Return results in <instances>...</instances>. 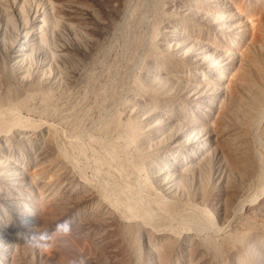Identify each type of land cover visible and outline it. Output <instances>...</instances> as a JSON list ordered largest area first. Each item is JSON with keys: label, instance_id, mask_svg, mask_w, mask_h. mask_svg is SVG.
I'll use <instances>...</instances> for the list:
<instances>
[{"label": "bare ground", "instance_id": "1", "mask_svg": "<svg viewBox=\"0 0 264 264\" xmlns=\"http://www.w3.org/2000/svg\"><path fill=\"white\" fill-rule=\"evenodd\" d=\"M3 1L4 2L8 1V3L10 4V7L12 6V11L8 9L10 7L9 5H7V2H5V5H7L8 8L7 6H4ZM45 1H46V4L44 6V10H43L44 12L42 11V14L40 16L41 18H39L40 20H38V24H36L37 26L35 25L34 28H29L31 25L24 26L28 29V31L29 30L31 31L29 33L25 29L27 33L24 32L25 33L24 37H21V40L23 44L27 46L26 48L29 49L27 53L25 51L27 57H30L29 54H31V52L34 51V49L36 48L35 45H37V51L41 52V54L43 52L46 53L47 51H49L50 53L52 50H59L60 51V52L58 51L59 53L61 52L69 53L66 55H62V53L59 54L61 58L63 56L62 59L65 63H69V65L66 64L68 65L67 67L64 66L65 69H63V71L61 69L60 73L62 72L61 73L62 76L72 83L73 85L72 88L74 89L73 90L74 93H68L65 90L64 86L61 84L58 86L56 85L57 90L58 91L60 90L61 92L60 96L62 94V98H63L62 101H64L65 103V107H63L64 109L62 108L63 110H61L62 112L64 111L63 113H65V115L61 116L62 113L57 104L59 102H57L54 97L56 92L54 94L50 90L51 87H49V78L47 77V75L46 76L40 75L39 73L34 72V70L31 71L30 68H28V71L24 70V73L20 74L21 73L20 67L17 68L15 66L14 68H11L9 67L10 65L9 66L5 65L1 60H0V101H2L5 105L7 102L9 104V105L7 104L8 108L12 105V104L10 105V103H13V105L15 104V106L13 107L14 109L15 107L17 109L19 108L18 111L21 109V107L22 109L24 107L27 110V111L25 110L26 112H28V110L33 111L34 113L33 112L31 113L34 115H36L35 112L38 114L44 113V117L38 115V117L41 119L46 118V116H47V119L51 116L59 118L64 128L66 127L65 129L66 130L68 129L67 131L65 129L64 130L66 131V133L70 131L71 133L69 132V134L73 136V139H70L72 136H70L68 139L67 136L69 134H67L66 136L65 135L66 133L64 134L63 132L64 130L61 133L60 131L58 132L56 129L53 130L51 126L50 127L52 129L43 127L38 122H37L38 124L36 125L35 122H33L35 123L33 124L30 121L26 120V122L22 124L21 123L22 121L20 122L19 120L20 118H18V114L17 113L15 114V112H18L16 111L17 109L14 111V114H12L13 113L12 106L10 107V110L12 109L10 112L12 113H8L9 109H5L7 114H12V115L5 114L6 117L8 116V118H5L4 117L5 115L3 113L1 114L0 112V129L2 128V131L5 129L6 131L4 130L5 132L4 131L3 132L6 134L12 131H18L20 133L21 132L23 133L24 131L26 132V130H22V128L24 129L27 128L28 132L29 131L31 132L32 130H34L35 133L38 132L42 127H43V130L44 128L49 129L48 130L49 135L50 136L52 135V137L48 139L49 143L48 142L45 143L49 145L48 147L46 145L47 148H44V150L48 149L47 153H49V156L47 155L46 156L50 158L52 157L51 158L52 160L50 158L49 159L47 158L48 162L47 160L45 162H47L48 164L45 163L44 165L43 164L44 162H42L44 161V159L43 157H40L42 160L41 161L42 165L44 166L43 168H41L40 171H43V169L47 171L46 172L47 179L46 177L44 179L43 177L41 178L42 174L40 175V172L38 171L39 180H40L39 182H41V186H39V188L42 187V190L43 189L45 190L43 191L44 194L40 196L41 200L40 199L39 200L45 202V201H49L50 199V200H53L52 201L53 203L57 202L58 204L61 205V207H63L64 212L61 215L59 214L60 216L57 219L58 223L64 221L65 219H70L73 222V230H76L75 232H77L78 230V233L82 231L80 235L82 233H85L87 235L88 234L95 235V239L92 236H90V238L91 237L93 238V240H91L92 238L88 239L89 236H86V235L84 236V234H82V238H81L82 240L85 239L86 242H87V239L91 240L90 242L92 244L94 243L93 246L96 245V247H94L96 249V252L93 250L94 248L92 247V254L94 251V255L93 257L87 258L86 260L87 263L88 264H147L148 259H150L149 260L150 263L152 262L151 261L152 259L153 261L155 260L157 264H264V0H224V2H226L229 5H226V3L224 4L221 2V4L219 5L224 4V6L228 7V8L225 7L227 8L226 10L222 8L220 9L219 12H214V13H217L214 15V17L217 15V17H215L214 20L217 23H219L218 24L219 33L221 32V35H222V37H220V40H222L221 42L219 39L215 37L217 36V33H216L218 32L217 30V31H214L215 33L213 32L214 34H216L215 36L214 34H212V37H210L208 41L205 40L206 43H204V46L200 44L191 43L190 41H192V39L194 40L192 36L195 34L194 31L196 29H194V27L192 26L189 27L190 25L188 26L189 24L188 17H187L188 20L182 19L183 21L181 22V19H178V21L176 19V23L173 21L174 24H171V26H173L172 28L173 30L172 32L170 31V33L174 39L177 33L180 32L179 30H182L183 33L181 34V36L184 35V32H185V35L188 34L187 36H189V39L188 38L184 39V42L186 43V48L191 50L192 52V50L195 49V45H196L199 49L198 50L199 52L197 55L200 56V60L199 59L198 60L208 65H210V63H213L215 69L212 68L214 71H212L211 73L212 75L210 73L209 74L212 76L211 78H213L214 76V79L216 82H212L214 83L213 84L214 86L209 82L211 80L207 81L209 85L206 84L208 86L207 91H209L208 93L209 95H208V98L206 97L207 105L205 106V108L209 107L208 109H210V111L208 113H205V112L202 113V111L198 110L202 114L205 113L206 116L205 117L203 116L202 118L200 117V119H198L199 117L198 116L195 119L196 121L193 119L192 120L190 119V121H188L190 122V124L191 122L193 124L194 122H196L198 126L196 128L194 127L195 126L194 125L193 130L197 129V133H194V135H189L185 133H184L185 135L180 134V137L178 139V141L180 140V142L181 141L183 142L182 144H186L187 146L189 145L190 148L186 146V148H188L186 149L187 152L182 151L180 154L178 152L179 155H176L177 153H174L176 156L172 154V156L175 157V158L173 157L174 159H171V156H169L170 159L172 160V161L170 160L169 162H171L172 164L165 161V163L167 162L168 165L169 164L172 165V166L169 165V168H171L179 163V161L181 160L179 159L181 157V154L183 155L185 154L184 156L185 159L183 157L184 162L183 163L181 162L183 160L182 159L180 161L181 164L179 163L177 166L179 168L175 167L176 170L174 168V171L176 173H173L174 171L168 173V171H171L169 170L168 167H167L168 169H163V168L160 169L158 166H155L157 162H155L156 159L154 160V158L157 156H154V158L152 157V161L154 160L155 162L153 163V165L155 166L154 171L158 172V175L151 173V171L147 173V170L143 169L147 173L145 174L144 171L141 169V166H142L141 164L144 163V162L141 163V161L145 160L143 159L144 156H142L143 158L141 159L140 153L138 152L130 153V151H128V147H130L131 145H135L136 147V145H139V143H141L142 141V136H139L140 135V132L138 130L139 126L136 127V125L134 124L135 122H133L132 120L130 121V122H133L131 124L127 122L128 120L125 121L127 122L126 124L123 123L120 119L121 115L119 116V114L117 113L119 110L118 111L115 110V105L118 104L119 98H120L119 96L121 95L122 92H124L123 91L124 89H127L129 87L139 89V88H142V86L146 85V84L141 85L140 84L141 81H139L137 77L134 79V77L132 75H128L127 73L128 71H126V69L128 70L127 67L131 63H133L138 57L139 54H136V53L139 51L137 50L140 49L141 50L140 52L143 51L141 47L144 44V40L147 38V36L144 37V34H143L146 28L145 29L143 28V33L140 32V30H142L141 26L142 25L144 26V23L145 25L149 23L148 25L151 26L150 23L153 22V21H149L148 20L149 18L145 19L146 14L143 13L144 8H142V7H145V6H142L143 1L142 0H45ZM140 1H142V5ZM144 2H146V0H144ZM155 2H151L152 7L149 10L150 12H148L150 14H147V17L148 15H150V17L153 18V20L155 19L161 20L163 19L161 18L163 13H161L162 11H160L161 8L158 9L159 5ZM160 2L161 1H159L158 3ZM153 3H155L156 7L153 6ZM205 3L208 5L210 3V0H207ZM206 4L205 6H207ZM24 5H21V7L19 5H18L19 7L17 6V9L18 10L20 9L19 17H22L26 13L25 12L26 9ZM238 7H241V9L239 10ZM167 8L168 7H166V9ZM185 8H188V7H185ZM17 9H16V5L15 7L12 5L11 0H0V10L1 12H3L4 16L8 19L9 22L10 20L14 19V17H12L13 19H10L11 18L10 15L12 12L18 16L19 13ZM38 10L41 11L40 8ZM194 10H195L194 8L190 7L188 10V15L195 14ZM206 11L202 13L203 18H205V20H207L208 23H210L209 25L213 27V25L211 24L212 14L210 11L208 12V9ZM171 13L172 12H170V14ZM172 14H175V13H172ZM166 15H164L163 17L169 18V17H166ZM173 16L174 15H172V17ZM36 17H38L37 14H36ZM198 18L200 19L202 17L198 16ZM198 18L196 20H198ZM21 19L25 21V24H27L28 19L25 17V15ZM64 19L67 22H65ZM156 21L157 20H155V23ZM35 23H36V20H35ZM213 24L214 26L217 25L215 23ZM65 26H67L68 28H71L73 31L71 39L66 38L65 37L66 35L64 36L62 34H59V33H63L60 31L62 27H65ZM148 28L150 29V27ZM202 28L204 30L210 31V29H205L204 25L201 27V29ZM152 31H150L151 38L153 35ZM57 35L58 37H56ZM140 35L143 36V39ZM196 36L198 37V35ZM213 36L215 37L216 41L219 40L220 43L219 45H217V47L220 46V49L219 47L218 48L214 47L215 45H211L212 44L211 39L213 38ZM154 39L156 41L153 39H149V38L146 39L145 43L146 42L148 43V45L145 48L146 51H153L154 49L153 47L155 46L154 41L156 43H158L157 41H159L157 40V37H155ZM158 39H162V37ZM170 39H172V37ZM213 41L214 40H212V42ZM192 42L195 43L196 41H192ZM167 44L168 43H166V45ZM213 44L215 43L213 42ZM221 48L222 50L224 49L225 50L221 51ZM155 49H156V46H155ZM165 50L167 52L162 54L164 55V57L159 59L160 62L158 64L154 62L155 65L157 64L156 67L160 69L163 66L165 67V64L169 66L170 64L168 63L172 61H175V64H178V66L180 67L186 64L182 60L181 56H180L181 59L179 61L174 60L173 54L171 53L172 49L169 51L168 49L165 48ZM53 54L51 53L50 56H53ZM42 57L43 56H41V58ZM187 57H190V56H187ZM177 59L179 58L177 57ZM185 59L186 58H184V60ZM219 59L220 61H218ZM139 61H142V60L139 59ZM14 65L15 63L12 66ZM170 66L168 68L173 67V66L171 67ZM194 67H196V65ZM137 69H138V66H137ZM144 69L145 67L142 70ZM166 69L164 71L168 72ZM171 69L176 70V68H171ZM96 70H100L101 73L96 74L98 73ZM142 70L141 71L137 70V72L139 71L141 73ZM184 70L188 71V69H184ZM191 70L189 71L192 73ZM158 71L154 72L155 75L152 74L153 76H149V77H153V80L157 82L156 83L154 81V83L152 84L153 92L155 91L157 84L162 83L161 80L159 79L157 80L158 78L157 76L158 74H160V73L157 74ZM175 72H177V70ZM204 72L205 71H203V73ZM58 73L57 75L59 76ZM45 74H48V73H45ZM129 74H132V73H129ZM126 75L129 77H127ZM184 75H187V74L185 73ZM204 75L205 73L202 74V76ZM163 76H165V74ZM178 76L180 77L181 74ZM192 79H196V77ZM163 82L165 83L163 84V87H165V90L167 89L170 90L173 87H174L173 89H175V84H173L174 83L173 81L170 82L168 80H165ZM199 83L200 82H197L198 85ZM139 90H142V89H139ZM191 90L192 89L190 88L189 92ZM14 91L19 92L18 97L16 96L17 95L16 93H15L16 95H12L14 94ZM58 91H57V94H59ZM135 91L137 92V90ZM144 91L145 90H143V92ZM160 94H159L160 97L164 96ZM187 94L188 93L185 94V97ZM55 96L57 97V95ZM146 96L148 97V95ZM157 96L158 95L154 97L155 102L157 100H162L159 96L158 97ZM200 99H203V98L201 97ZM181 100H179L180 103L178 102L179 105L175 102V105L172 104L171 106L165 105V102H166L165 101L164 109L168 111L170 109L176 110L182 114L183 110L187 108L184 107L185 105H183L184 103H181ZM123 101L124 99L122 100V104H125L126 102L123 103ZM2 102H0L1 105H3ZM155 102L154 103L152 102V103L155 104ZM158 102L159 101H157V103ZM183 102H184V99H183ZM167 103L168 102H166V104ZM195 103H198V100ZM129 104H131V101ZM213 104L216 105L215 110L213 109L214 108ZM182 105L184 108L182 107ZM186 105L188 106V103ZM117 106L119 107V105ZM2 107H4V105ZM154 107L155 106H153V109H155ZM211 109H213L212 112H211ZM0 111L2 110L0 109ZM30 111L28 113H30ZM158 111L160 112V110ZM187 111L190 112L191 110L189 111V108H188ZM187 111H184V112H187ZM188 112H187V115H188ZM200 112L199 114L200 116H202ZM180 113H178L179 116H181ZM161 114L163 113H160V115ZM166 115H162V116L165 117ZM158 116H155V117L157 119H160ZM179 116L177 117L179 118ZM173 117H175V115ZM173 117H172L173 119L172 122H174ZM177 117H175V120ZM23 118L25 119V117ZM122 119L124 120V118ZM187 119L189 120V118ZM177 120L179 121V119ZM197 121L201 124L200 126L197 123ZM48 122L49 121H47V123ZM188 122H186V125L189 124ZM55 124H57V122ZM181 125H183V123ZM170 126H172V124ZM159 127L161 126H157V125L153 126L152 131L153 133H155V135L161 133ZM142 128L144 130L143 126ZM163 128L165 130L164 126ZM120 129L121 130L125 129L124 130L125 133H123L121 136L122 141H123L122 145H119L117 141L115 142L114 138L112 140L109 138L111 136L113 137L114 135L111 131L113 130L117 131ZM161 130L163 131V129ZM2 131H0L1 134H2ZM40 131H42V129ZM83 131H86V134L90 136H87L85 134V137L87 136L86 139L85 137L83 138L85 139L84 140L85 143L79 144V141H77V139H74V138L79 137L77 135H80ZM130 132H132L133 134L136 133V136L133 135L132 133L130 134ZM13 133L11 135L12 137L14 136ZM35 133H33L32 131V135L31 133L30 135L33 136ZM84 133L85 132L82 133V136ZM109 133L110 134L112 133V135L110 136ZM186 133H189V132L187 131ZM107 134H109V137ZM103 135L104 137H102ZM41 136L43 135L41 134ZM82 136H80L81 139H82ZM147 136H150V134H148ZM1 137H0V141L4 138V136L2 139ZM151 138L149 137L148 139H151ZM83 139L81 140V142L83 141ZM28 140L26 142L28 145L30 144V146L32 145L34 147L36 142H37L36 144H39L38 141H36L37 139L36 140L32 139V141H29V143H28ZM213 140H214V143L217 142L216 144L220 146V149L218 148L220 150V153H219V156H217L218 158H216L219 163L216 161V165H214L215 164L214 161H211V159H213L211 158L212 156L211 153H213L212 150H214L211 147L212 146L214 147V145H216L212 143ZM118 141H121V140H118ZM146 141H147V138H146ZM12 142L13 141H11V143ZM39 142L41 141L39 140ZM149 143L150 141L148 140V144ZM166 144H168V142H166ZM16 145L18 146L19 144H16ZM17 146H15L16 149H17ZM36 146L37 145H35V147ZM140 148L138 149L141 150ZM214 148L216 150V146ZM171 149H168V150H171ZM23 150H25V148ZM27 150L28 149H26V151ZM217 152L218 151H216V155L218 154ZM20 153L21 152H19V154ZM169 153L171 154V152ZM42 154H45V153L42 152ZM155 154L159 155L158 157L162 156L161 155L162 153L157 154L156 151H155ZM46 156H45V159H46ZM158 157L157 159H159ZM156 161L159 162L160 160H156ZM212 162L214 164H212ZM81 163H82V166L79 167ZM136 163L137 164L140 163L141 166L140 165L139 166L142 172L140 169H138L139 167H136L137 166ZM189 163L191 166L190 168H188L189 165H187ZM90 164L92 165L91 170H90V167H91ZM162 164H163L162 167H164V163ZM88 167L89 169H87V171L88 170H90L89 172L92 171L93 172L92 174H95L98 179L103 178L102 179L103 182H101L102 180L100 179L101 181L98 182L99 184H95V182L93 181L96 178V176L94 175L95 176L94 178L92 174H91V178L93 177L94 179H91V181L93 180L92 182H88V180H86L84 177V175H86L84 174V171H86L84 169ZM146 167L148 166L146 165ZM22 168H24L23 165H22ZM215 170L218 171L217 174L214 173ZM142 173L143 175L144 174L145 175L142 176ZM154 175L155 177L160 176V178L159 177L155 178ZM168 177L174 183V187H170V188H174L171 191L168 190V188L164 186V181L165 179L167 180ZM53 180H54L53 185L55 184V188H53L54 192L50 193L48 182L49 181L52 182ZM64 185H66L67 187ZM15 187H19L18 184ZM10 188L13 189L12 187H9V189ZM5 189L7 190L6 187ZM8 190L7 192H10V190L9 191ZM238 191H243L245 194L252 193L253 195H258V196L263 197L261 200L262 202L260 203L259 201V203L262 205H259L258 202H256V199L255 198L253 199L252 197L253 195H252L250 196L252 197V201L250 200L246 204V201H244L245 199H243L238 202V205H237L238 210L234 208H232L233 210H230L227 200L231 199L234 193ZM7 192L5 191L6 194ZM18 195H19L18 200L21 202L23 201V203H20V204H25L26 202L24 200L28 199V196H29L28 193L26 192L24 195L22 193ZM166 195H168V197ZM226 196L228 198H225ZM211 197L212 198L214 197L213 198L215 199L214 202L216 200H219L217 204L215 203L216 205H212L216 207L217 209L216 212H215L216 209L211 208L212 207ZM250 197L248 198L251 199ZM35 199L30 197L26 205H24L23 207L19 206L20 204L18 205L19 209L18 207L16 208V210L18 211L17 212L14 211L17 213V214L16 213L14 214H16L18 218L16 216L14 220L8 219L6 216H9V215L5 214V216H3L0 219L1 229L4 230V228L8 227L10 230L11 229L15 230V228H17L16 231L19 230L21 232L22 230L29 228V225L32 226L34 222L35 223L39 222L42 229L46 228L47 225H50L49 223H51V220H49L50 218L49 216L51 214L49 213V209L54 208L52 203L51 204L48 203L46 205H40L38 207V210L36 211V208L38 205L37 201L39 200L36 199L37 201L35 202ZM249 199H246V200H249ZM89 203L91 204L94 203L95 205L93 204L89 205ZM208 203L210 205H208ZM88 206L89 208H87ZM5 207H8V206L5 204ZM33 209L34 211L32 213ZM30 213L32 215H30ZM121 213H123L125 216H123ZM227 215L233 216L234 218L231 217L230 219H234V222L230 223L231 221L227 220L229 218L228 217L226 219L227 221H230L228 222V227L225 224L226 229H223V226H221L222 229H220V227L216 225L218 223V220L216 223L214 219H217L215 217L219 216L218 218L222 217L221 220H223V217ZM12 216L14 217L15 215L12 214ZM56 224L57 223H55V225ZM54 227L55 226L53 224V228ZM3 230H0V231L3 232ZM50 230H52V228ZM19 234H23V233H18V237L20 236ZM28 234L30 233L28 232ZM23 236L21 235L20 237H23ZM73 236L75 237V235ZM143 236H145V240H147L145 242H148V241L150 242V245L148 242L149 247L148 246L146 247H148L147 250L152 255L150 257L154 256V258H148L146 253H143V252L141 253L139 252V250H137V249H140L141 247V246L139 247L137 244L140 245V241H141L140 239H142ZM74 237L71 236L72 239ZM96 237H98L99 240H96ZM79 239H80V236L77 241L81 240ZM94 240L96 241L94 242ZM77 241L75 240V242ZM18 244L22 246L23 243L21 244L18 242ZM92 244L90 245L92 246ZM68 250L70 251L71 249H68ZM76 250L77 249H75V251ZM6 251H7L6 248H3L1 253L6 254L5 253ZM140 251H143V250H140ZM63 252L64 251L62 249V253ZM65 253L68 254V251L65 250ZM69 255H63V257L68 256V258H70ZM25 256L24 257L22 256L23 259L27 257ZM66 257L65 259H67ZM71 258L73 259L75 258V256ZM29 259H31V257ZM11 260L13 261V262L11 261L12 264L13 263L17 264L18 261H20L19 258L17 259L16 257H13ZM71 260H68V261H71ZM19 264H21V262H19ZM25 264H27L26 261H25Z\"/></svg>", "mask_w": 264, "mask_h": 264}, {"label": "rangeland", "instance_id": "2", "mask_svg": "<svg viewBox=\"0 0 264 264\" xmlns=\"http://www.w3.org/2000/svg\"><path fill=\"white\" fill-rule=\"evenodd\" d=\"M142 1H143V5H142ZM142 1H140L141 2V5L142 6H145V7H142V8H144V11H143V13L144 14H146V17H145V19L146 18H149L148 20L149 21H153L152 23H150V25L151 26H149L148 24L147 25H145V23H144V26L142 27L141 26V28H142V30H140V32H142L143 33V28L145 29L144 30V37L145 36H147V38H149V39H153V40H155L154 38L155 37H157V40H159V41H157L158 43H156L155 41H154V45L156 46V49H155V46L153 47L154 49H153V51H146L145 50V48H146V46L148 45V43L146 42L145 43V41H146V39L144 40V46L142 45V47H141V49L143 50V51H145V52H140L141 50L139 49V50H137V51H139V52H137L136 54H139L138 55V57L136 58V62L134 61L133 63H131L127 68H128V70L126 69V71H128L127 73H128V75H132L133 77H134V79L137 77V79L139 80V81H141V85L143 84V85H145V86H142V88H139V89H142V90H139L138 88H127V89H124L123 91L124 92H122L121 93V95L119 96L120 98H119V102H118V104H116L115 105V110H119L117 113L119 114V116H120V119H121V121L123 122V123H133V122H135L134 124L136 125V127L137 126H139L138 127V130H139V132H140V135L139 136H142V141H141V143H139V145H136V147H135V145H131L130 147H131V149H130V147H128V151H130V153H133V152H138V153H140L141 154V159L143 158L142 156H144V158L143 159H145V160H143V161H141V163L142 162H144V163H142L141 165H140V163L139 164H137L136 163V167H139L138 169H140V166H141V169L143 170H147V173L148 172H150L151 171V173H153V174H155V175H158V172H156V171H154L155 169V166H158L160 169L161 168H163V169H168L169 168V165L170 166H172L171 164V162H169L171 159H174L175 157L174 156H176V155H179L182 151H184V152H187V150L186 149H188V148H190L189 147V145L187 146L186 144H182L183 142L181 141L180 142V140L178 141V139H179V137H180V134L181 135H185V134H189V135H194V133H197V129L196 130H193V126L194 127H196L197 128V124H196V122H194V124L191 122V124H190V122H188V121H190V119L192 120H195L198 116V119H200V117L202 118L203 116L205 117L206 116V114L205 113H208L209 111H210V109H208L209 107H207V108H205V106L207 105L206 104V102H207V98H208V93H209V91H207L208 90V86L207 85H209V83L207 82V81H209V80H211V81H209L212 85L214 84V83H212V82H216L215 81V79H214V76H213V78H211L212 76V71H214L213 69H215L214 68V65H213V63H210V65H208V64H204L203 62H201V61H199L200 60V56H198L197 54H198V47L195 45V49H193L192 50V52H191V50H189V49H187L186 48V43L184 42V39H189V36H187V35H185V32H184V35H185V37H184V35H182L181 36V34L183 33V31L182 30H179L178 32L180 33H177V35H176V37H175V39L173 38V36L171 35V33H170V31L172 32V28H173V26H171V24H174L173 23V21L176 23V19H177V21H178V19H181V22L183 21L182 19H187V17H188V22H189V24H188V26L189 27H194V29H196L194 32H195V34L192 36L193 38H194V40L192 39V41H196L195 43L194 42H192V41H190L191 43H193V44H200V45H202V46H204V43H206V41L205 40H207L208 41V39L210 38V37H212V34H214L215 32L214 31H217L218 30V32H216L217 33V36H215L216 34H214V36L217 38V39H219L220 40V37H222V35H221V32L219 33V23H217L215 20H214V18L215 17H217V15L214 17V15L215 14H217V13H214V12H219L220 11V9H222V8H224L225 10L228 8L227 6H224V4L226 3V2H224V0H210V3L207 5L205 2L207 1V0H159V1H161L160 3H158L159 1H157V0H153V1H151V0H146V2H144V0H142ZM156 1V2H155ZM173 1V2H172ZM180 1V2H179ZM205 1V2H204ZM4 2V1H3ZM5 2H7V5H9V7H10V4L8 3V1H5ZM5 2H4V6H7V5H5ZM14 2H15V4H14ZM17 2V3H16ZM151 2H155V3H157L159 6V8L158 9H160V11H162L161 13H163V15L161 16V18H163V19H155V20H157L156 21V23H155V20H153V18H151L150 17V15H148V17H147V14H150V13H148V12H150L149 10H150V8L152 7V3ZM175 2V3H174ZM177 2H179V3H177ZM209 2V1H208ZM221 2L222 3H224V4H222V5H219V4H221ZM11 3H12V5L15 7V5H16V9H17V6L19 5L20 7H21V5H24V3H25V17L28 19V21H27V24H25V21H23L21 18H23L24 17V15L22 16V17H19L20 16V9L18 10L17 9V11H18V16L16 15V14H14L13 12L11 13V15H10V19H13L12 17H14V19L13 20H10V22L8 21V19L4 16V14H3V12H1V10H0V12H1V14H0V60L5 64V65H7V66H9V67H11V68H14L15 66L18 68V67H20V71H21V73L20 74H23L24 73V70L25 71H28V68H30L31 69V71L32 70H34V72H36V73H39L40 75H47V77L49 78V87H51L50 88V90L55 94V92H56V94L55 95H57V97L54 95V97H55V100L57 101V102H59V103H57L58 104V107L60 108V111L61 110H63L64 108L63 107H65V103H64V101H62L63 100V98H62V94H61V96H60V90L58 91L57 90V88H56V85L58 86V85H63L64 86V88H65V90L68 92V93H74V89L72 88L73 87V85H72V83L70 82V81H68L67 79H65L63 76H62V72L60 73V71H61V69H62V71H63V69H65V67H67L68 65H69V63H65L64 61H63V56H62V58H61V56H59V54H61V53H59L60 51L59 50H52L50 53H49V51H47L46 53L45 52H43L42 54H41V52H38L37 51V45H35L36 46V48L34 49V47H33V49H34V51H32L31 52V54H29L30 55V57H27V55H26V53H27V51L29 50V49H27L26 47L27 46H25V44H23V42H22V40H21V37H24V32H26L27 33V31H28V29L26 28V27H24V26H30L29 28H34L35 27V25L36 24H38V20H40L39 18H41L40 16H41V14H42V11L44 10V6H45V4H46V1L45 0H11ZM21 3H23V4H21ZM149 3V4H148ZM155 3H153V6H155L156 7V5H155ZM180 3H181V5H180ZM196 3V4H195ZM204 3V4H203ZM229 3V2H228ZM146 4H148V5H146ZM167 4V5H166ZM169 4V5H168ZM174 4V5H173ZM177 4V5H176ZM185 4V5H184ZM199 4V5H198ZM205 4L207 5V6H209V7H207V6H205ZM40 5V6H39ZM42 5V6H41ZM166 5V6H165ZM190 5V6H189ZM194 7H193V6ZM198 5V6H197ZM203 5V6H202ZM226 5H229V4H227L226 3ZM234 5V4H233ZM233 5H231V6H233ZM18 6V7H19ZM163 6H164V8H163ZM222 6V7H221ZM224 6V7H223ZM27 7V8H26ZM34 7V8H33ZM148 7H149V9H148ZM166 7H168L167 9H166ZM175 7V8H174ZM185 7H188V8H185ZM190 7H192V8H194L195 10V14H193V15H188V10H189V8ZM203 7V8H202ZM225 7H227V8H225ZM7 8H8V6H7ZM41 9V11L40 10H38V9ZM148 10H147V9ZM163 8V9H162ZM206 8V9H205ZM211 8V9H210ZM218 8V9H217ZM9 10H11L12 11V6L10 7V8H8ZM175 9V10H174ZM186 9H188V10H186ZM204 9V10H203ZM208 9V12L210 11L211 12V24L213 25V27L212 26H210L209 24L210 23H208V21L207 20H205V18H203V14L202 13H204L206 10ZM238 9L240 10L241 9V7H238ZM8 10V11H9ZM33 10V11H32ZM174 10V11H173ZM218 10V11H217ZM28 11V12H27ZM44 12V11H43ZM170 12H172V13H175V14H172V15H174L173 17H172V15L170 14ZM178 12V13H177ZM207 12V11H206ZM27 13H29V14H27ZM40 13V14H39ZM167 15H166V14ZM197 13V14H196ZM214 13V14H213ZM12 14H13V16H12ZM35 14V15H34ZM36 14H37V16L38 17H36ZM180 16H179V15ZM15 15V16H14ZM164 15H166V17H169V18H165V17H163ZM29 16V17H28ZM31 16V17H30ZM171 16V17H170ZM177 16V17H176ZM179 16V17H178ZM198 16L199 17H202V18H198ZM213 16V17H212ZM176 17V18H175ZM198 18V20H196L197 18ZM4 18V19H3ZM21 19V20H20ZM26 19V20H27ZM4 20V21H3ZM30 20V21H29ZM35 20H36V23H35ZM18 21V22H17ZM64 21L65 22H67L65 19H64ZM202 21V22H201ZM22 22V23H21ZM163 22V23H162ZM169 22V23H168ZM179 22H180V20H179ZM196 22V23H195ZM15 23V24H14ZM30 23V24H29ZM162 25H161V24ZM165 23H166V25H165ZM198 23V24H197ZM201 23V24H200ZM203 23V24H202ZM205 23V24H204ZM213 23H215V24H217V25H215L214 26V24ZM6 24V25H5ZM153 24V25H152ZM168 24V25H167ZM196 24V25H195ZM208 24V25H207ZM195 25V26H194ZM204 25V27H205V29H210V31H209V33H208V31L207 30H204L203 28V30L201 29V27ZM37 26V25H36ZM153 26H154V28H153ZM158 26V27H157ZM201 26V27H200ZM218 26V27H217ZM7 27V28H6ZM66 27V28H65ZM65 27H62V29H61V31L60 32H63V33H59V34H62V35H66L65 37L66 38H68V39H71V37H72V29L71 28H68L67 26H65ZM148 27H150V29L148 28ZM157 27V28H156ZM12 28V29H11ZM2 29V30H1ZM16 29V30H15ZM27 31H26V30ZM71 29V30H70ZM165 29V30H164ZM199 29V30H198ZM10 30V31H9ZM64 30H65V32H64ZM153 30V31H152ZM164 30V31H163ZM203 31V33H202V31ZM30 31L31 30H29L28 32L30 33ZM150 31H152L153 32V35H152V38H151V36H150V34H151V32ZM160 31V32H159ZM182 31V32H181ZM199 31V32H198ZM207 31V32H206ZM68 32V33H67ZM206 32V33H205ZM214 32V33H213ZM13 33V34H12ZM19 33V34H18ZM149 33V34H148ZM163 33H165V34H163ZM170 33V34H169ZM211 33V34H210ZM219 33V34H218ZM15 34V35H14ZM21 34V35H20ZM23 34V35H22ZM141 34V33H140ZM155 34H156V36H155ZM166 34H167V36H166ZM169 34V35H168ZM192 34H193V32H192ZM202 34V35H201ZM149 35V36H148ZM163 35H164V37H163ZM196 35H198V37L196 36ZM207 35V36H206ZM210 35V36H209ZM220 35V36H219ZM10 36V37H9ZM141 37H142V39H143V36L142 35H140ZM155 36V37H154ZM170 36V37H169ZM195 36V37H194ZM205 36V37H204ZM213 36V38L211 39V45H215L214 47H216V48H218L219 47V49H220V46H218L217 47V45H219V43L222 41V40H220V42H219V40H215V37ZM18 37V38H17ZM56 37H58V35L56 36ZM56 37H55V39H56ZM162 37V39H158V38H161ZM168 37V38H167ZM172 37V39H174V40H172V39H170ZM205 39H204V38ZM9 38V39H8ZM14 38H16V39H14ZM166 38V39H165ZM191 38V37H190ZM207 38V39H206ZM7 39V40H6ZM18 39V40H17ZM198 39V40H197ZM222 39V38H221ZM17 40V41H16ZM164 40V41H163ZM166 40H168V41H166ZM170 40V41H169ZM200 40V41H199ZM212 40H214L213 42L215 43V44H213V42H212ZM8 41V42H7ZM161 41V42H160ZM174 41V42H173ZM182 42V43H181ZM217 42V43H216ZM18 43V44H17ZM164 43V44H163ZM166 43H168L167 45H166ZM179 43V44H178ZM189 43V42H188ZM13 44V45H12ZM2 45V46H1ZM17 45V46H16ZM157 45H159V46H157ZM223 45V44H222ZM23 47V48H21V47ZM163 47V48H161V47ZM185 48H184V47ZM25 47V48H24ZM160 47V48H159ZM211 47H213V46H211ZM165 48L166 49H168L169 51L171 50V53L173 54V57H174V60H176V61H179L181 58H182V60L186 63V64H184L183 66H178V64H175V61H172V62H170V63H168V64H170L171 66H173V67H171L170 65V67L171 68H176V70H177V72H175L176 70H172L171 68H168L169 66L168 65H166L165 64V67L166 68H168V69H166L164 66L162 67V68H158V67H156L157 66V64L160 62V58H163L164 57V55H162V54H164L165 52H167L166 50H165ZM161 49V50H160ZM163 49V50H162ZM176 49H177V51H176ZM183 49H184V51H183ZM23 50V51H22ZM180 50H182V51H180ZM195 50V51H194ZM225 50V49H224ZM224 50H222V48H221V51H224ZM12 51H14V52H12ZM25 51H26V53H25ZM53 51H55V52H53ZM59 51V52H58ZM156 51V52H155ZM173 51V52H172ZM9 52V53H8ZM58 52V53H57ZM153 52H155V53H153ZM187 52H188V54H187ZM195 52V53H194ZM24 53H25V55H24ZM35 53V54H34ZM45 53V54H44ZM53 54V56H50V54ZM58 55H57V54ZM148 53V54H147ZM158 55H157V54ZM174 53H176V54H174ZM179 53V54H178ZM7 54V55H6ZM44 54V55H43ZM66 54H69V53H65V52H63L62 53V55H66ZM147 54V55H146ZM155 54H156V56H155ZM184 56H183V55ZM190 54V55H189ZM6 55V56H5ZM9 55V56H8ZM46 55H48V56H46ZM175 55V56H174ZM186 55V56H185ZM192 55V56H191ZM196 55V56H195ZM36 56V57H35ZM38 56V57H37ZM41 56H43L42 58H41ZM58 56V57H57ZM150 56V57H149ZM180 56H181V58H180ZM183 56V57H182ZM187 56H190V57H187ZM194 56V57H193ZM12 57V58H11ZM18 57V58H17ZM177 57L179 58V59H177ZM193 57V58H192ZM198 57V58H197ZM28 58H30V59H28ZM57 58V59H56ZM143 58V59H142ZM151 58V59H150ZM176 58V59H175ZM184 58H186L185 60H184ZM6 59V60H5ZM139 59L140 60H142V61H139ZM157 59V60H156ZM188 59V60H187ZM199 59V60H198ZM50 60V61H49ZM61 60V61H60ZM154 60V61H153ZM13 61V62H12ZM17 61V62H16ZM55 61V62H54ZM138 61V62H137ZM146 61V62H145ZM218 61H220V59L218 60ZM32 62V63H31ZM157 63L156 65H155V63ZM188 62V63H187ZM15 63V65L14 66H12L13 64ZM28 63V64H27ZM35 63V64H34ZM143 63V64H142ZM149 63V64H148ZM18 64V65H17ZM20 64V65H19ZM38 66H37V65ZM42 64V65H41ZM66 64H68V65H66ZM146 64H147V66H146ZM199 64V65H198ZM21 65H22V67H21ZM41 65V66H40ZM177 66V67H175V66ZM196 65V67H194ZM206 65H208V66H210V67H208V66H206ZM65 66V67H64ZM137 66H138V69H137ZM150 66V67H149ZM153 68H152V67ZM199 66V67H198ZM211 66H213V67H211ZM35 67V68H34ZM51 67V68H50ZM54 67V68H53ZM145 67V69L144 70H142L143 68ZM203 69H202V68ZM43 70H42V69ZM49 68V69H48ZM60 70H59V69ZM140 68V69H139ZM158 68L159 69V71H158V69L156 70V69ZM180 68H182V69H179ZM213 68V69H212ZM39 69H40V71H39ZM46 69V70H45ZM149 69V70H148ZM161 69H163V70H161ZM167 70L168 72H166V71H164V70ZM184 69H188V71L187 70H184ZM192 69V70H191ZM202 69V70H201ZM19 70V69H18ZM42 70V71H41ZM53 70V71H52ZM59 70V71H58ZM137 70H142V72L140 73L139 71L137 72ZM148 70V71H147ZM153 70V71H152ZM158 71L157 72V74L158 73H160V74H158V78H157V80L159 79V80H161L162 81V83H160V84H157V86H156V89H155V91L153 92V88H152V84L154 83V81L155 80H153V77H149V76H153L152 74H154L155 75V71ZM189 70H191L192 71V73L189 71ZM19 71V72H20ZM98 73H96V74H100L101 72H100V70H96ZM135 71V72H134ZM145 71V72H144ZM151 71V72H150ZM161 71V72H160ZM172 71H174V72H172ZM195 71H197V72H195ZM201 71V72H200ZM203 71H205L204 73H205V77L204 76H202V74H204L203 73ZM209 71V72H208ZM211 71V72H210ZM59 72V73H58ZM144 72V73H143ZM164 72V73H163ZM180 72V73H179ZM183 72H184V74L186 73L187 75H184L183 74ZM189 72V73H188ZM45 73H48V74H45ZM57 73L59 74V76L57 75ZM129 73H132V74H129ZM136 73V74H135ZM167 73V74H166ZM171 73V74H170ZM176 73V74H175ZM192 75H191V74ZM198 73V74H197ZM200 73V74H199ZM207 73V74H206ZM211 75H210V74ZM145 74V75H144ZM149 74V75H148ZM151 74V75H150ZM165 74V76H163ZM181 74V78L178 76V75H180ZM173 75H175V76H173ZM184 75V76H183ZM191 77H190V76ZM194 75V76H193ZM210 75V76H209ZM214 75V74H213ZM127 76V75H126ZM172 76V77H171ZM127 77H129V76H127ZM142 77V78H141ZM164 77H166V78H164ZM187 77V78H186ZM189 77V78H188ZM196 77V79H192V78H195ZM169 78V79H168ZM184 78V79H183ZM209 78V79H208ZM63 79V80H62ZM130 79H131V77H130ZM133 79V78H132ZM214 79V80H213ZM153 80V81H152ZM165 80H168V81H170V82H174L173 84H175V89H167V90H169V91H167V90H165V87H163V84H165L163 81H165ZM188 80H189V82H188ZM66 81V82H65ZM185 81V82H184ZM205 81V82H204ZM152 82V83H151ZM156 82V81H155ZM193 84H192V83ZM197 82H200L199 83V85L197 84ZM157 83V82H156ZM202 83V84H201ZM52 84H54V85H52ZM67 84V85H66ZM180 84V85H179ZM191 84V85H190ZM207 84V85H206ZM216 84V83H215ZM69 85V86H68ZM148 85V86H147ZM159 85V86H158ZM185 85V86H184ZM190 85V86H189ZM193 85V86H192ZM211 85V86H212ZM53 86V87H52ZM192 86V87H191ZM214 86V85H213ZM189 89H188V88ZM164 88V89H163ZM190 88L192 89L190 92H189V90H190ZM194 88V89H193ZM55 89V90H54ZM131 91H130V90ZM162 89V90H161ZM135 90H137V92L135 91ZM143 90H145L144 92H143ZM148 90V91H147ZM157 90V91H156ZM165 90V91H164ZM174 90V91H173ZM187 90H188V92H187ZM196 90V91H195ZM57 91H58V93L59 94H57ZM129 92V93H127V92ZM182 91V92H181ZM205 91V92H204ZM139 92V93H138ZM147 92V93H146ZM169 92H170V94H169ZM177 92H179V93H177ZM194 92V93H193ZM211 92H212V90H211ZM17 95H16V94ZM126 93V94H125ZM133 93V94H132ZM135 93H136V95H135ZM141 93H143V94H141ZM151 93V94H150ZM156 93H158V94H156ZM162 94V96L163 97H160L159 96V94ZM165 93H167V94H165ZM173 93V94H172ZM186 93H188L187 95H186V97H185V94ZM190 93V94H189ZM199 93V94H198ZM139 94V95H138ZM145 94V95H144ZM154 94V95H153ZM158 95L162 100H157V101H159L158 103H157V101L155 102V100H154V97L156 96V95ZM160 94V95H161ZM179 94V95H178ZM215 94V93H214ZM12 95H16L17 97H18V95H19V92H15L14 91V94H12ZM123 95V96H122ZM142 95V96H141ZM146 95H148V97L146 96ZM152 97H151V96ZM166 95H168V96H166ZM190 95V96H189ZM195 95V96H194ZM217 95V94H216ZM215 95V96H216ZM16 96H15V98H16ZM121 96H122V98H121ZM128 96V97H127ZM140 96V97H139ZM144 96H145V98H144ZM157 96V97H158ZM174 96H176V97H174ZM181 96H183V97H181ZM14 97V96H13ZM12 97V98H13ZM61 97V98H60ZM137 97V98H136ZM150 97V98H149ZM170 97H171V99H170ZM173 97V98H172ZM180 98V99H178V98ZM203 98V99H200V98ZM207 97V98H206ZM135 98V99H134ZM152 98V99H151ZM167 98V99H166ZM190 98V99H189ZM201 100H199V99ZM59 99V100H58ZM121 99V100H120ZM124 99V101H123V103H125V104H127V105H125V104H122V100ZM128 99V100H127ZM133 99V100H132ZM142 99V100H141ZM150 99V100H149ZM165 99V100H164ZM173 99V100H172ZM177 99V100H176ZM182 99V100H181ZM183 99H184V102H183ZM187 99V100H186ZM61 100V101H60ZM127 100V101H126ZM153 100V101H152ZM168 100V101H167ZM179 100H181V103H184L183 105H185L184 107L185 108H187V109H184L183 110V113L181 114L180 112H178V111H176V110H172V109H170L169 111L168 110H165L164 109V107H165V105H168V106H171L172 104H174L175 105V102L178 104V102L180 103V101ZM186 100V101H185ZM193 102H192V101ZM196 100V101H195ZM197 100H198V103H195V102H197ZM130 101H131V104H129L130 103ZM168 102L167 104H166V102ZM188 101V102H187ZM0 102H2V101H0ZM4 102H6V101H4ZM9 102V101H8ZM134 104H133V103ZM139 102V103H138ZM155 102V104H153V103ZM164 102H165V105H164ZM10 103V102H9ZM61 103V104H60ZM136 103V104H135ZM147 103H148V105H147ZM151 103H152V105L153 106H155L154 108L155 109H153V106L151 105ZM169 103H170V105H169ZM188 103V106L186 105ZM192 103H193V105H192ZM2 104L4 105V107H2L3 105H1V103H0V109L2 110V111H0L1 112V114L3 113L4 115L6 114V115H12V114H14V111L17 109L16 107H15V109H14V107L13 106H15V104L13 105V103H10V105L12 106V108H13V110H12V112H10L11 110H10V107L8 108V106H7V102H6V105L2 102ZM122 106H121V105ZM138 104V105H137ZM142 104V105H141ZM162 104V105H161ZM200 104V105H199ZM201 104H203V105H201ZM9 105V104H8ZM117 105H119V107L117 106ZM130 105V106H129ZM159 105H160V107H159ZM179 105V104H178ZM183 105H182V107H183ZM214 105V104H213ZM18 106V105H17ZM61 106V107H60ZM127 106V107H126ZM129 106V107H128ZM157 106V107H156ZM187 106V107H186ZM2 107V108H1ZM6 107V108H5ZM19 107V106H18ZM21 107V106H20ZM117 107V108H116ZM124 108V109H122V108ZM132 107H134V108H132ZM146 107V108H145ZM151 107V108H150ZM159 107V108H158ZM163 107V108H162ZM183 107V108H184ZM63 108V109H62ZM125 108H126V110H125ZM148 108V109H147ZM150 108V109H149ZM188 108H189V111L190 112H188L187 110H188ZM203 108V109H202ZM215 108H216V105H214V110H215ZM4 109V110H3ZM5 109H9V111H8V113H12V114H7L6 113V110ZM19 109V108H18ZM18 109L16 110V111H18ZM21 109H22V107H21ZM20 109V110H21ZM23 109H24V111H23ZM23 109L20 111H18V112H15V114L17 113L18 114V118H20L19 120H20V122L23 124V123H25L26 122V120L27 121H30L31 123H33V122H35L36 123V125L39 123V124H41L43 127H47V128H49V129H52L53 128V130L54 129H56L58 132L60 131L61 133H62V131L66 128H64V126H63V124L61 123V121L59 120V118H57V117H49V115H48V119H47V116H46V118H39L38 117V115H40V116H43L44 117V113H42V114H38V113H36L35 112V114L36 115H34V114H32L31 112H33V111H30V110H28V112L30 111V113L32 114H30V113H28V112H26L27 110L23 107ZM143 109V110H142ZM204 109H205V111H204ZM213 109H211V112H212V110ZM26 110V111H25ZM125 110V111H124ZM136 112H134V111ZM139 110V111H138ZM157 110V111H156ZM158 110H160V112L158 111ZM198 110H200V111H202V113L203 112H205L204 114H202L200 111H198ZM184 111H187L188 112V115H187V112H184ZM194 111H196V112H194ZM64 112V111H63ZM62 111H61V116H63V115H65V113H63ZM120 112V113H119ZM156 114H155V113ZM171 112V113H170ZM175 112H176V114H175ZM180 113L181 114V116H179V114L178 113ZM194 112V113H193ZM198 112V113H197ZM199 112L201 113V115L202 116H200V114H199ZM34 113V112H33ZM124 113V114H123ZM160 113H163V114H161L160 115ZM166 113H167V115H166ZM174 113V114H173ZM194 115H193V114ZM196 113V114H195ZM126 114H128V115H126ZM178 114V115H177ZM186 114V115H185ZM3 115V116H4ZM6 115L4 116L5 118H8V116L6 117ZM25 115V116H24ZM159 115V116H158ZM162 115H166L165 117L164 116H162ZM172 115V116H171ZM175 115V117H177V116H179V118L177 117L176 118V120H175V117H173ZM177 115V116H176ZM186 117H185V116ZM190 115V116H189ZM37 116V117H36ZM123 116V117H122ZM155 116H158L160 119H157ZM162 118H161V117ZM171 116V117H170ZM189 116V117H188ZM23 117H25V119L23 118ZM124 118V120L122 119V118ZM130 117V118H129ZM166 117H167V119H166ZM172 117L174 118V122H176V123H174V122H172ZM32 118V119H31ZM51 118H53V119H51ZM132 118V119H131ZM168 118H170V119H168ZM185 118V119H184ZM187 118H189V120L187 119ZM139 119V120H138ZM166 119V120H165ZM177 119H179V121L177 120ZM181 119V120H180ZM128 120V121H127ZM133 121V122H130V121ZM158 120V121H157ZM170 120V121H169ZM183 120V121H182ZM41 121V122H40ZM47 121H49L48 123H47ZM51 121V122H50ZM125 121H127V122H125ZM143 121V122H142ZM146 121V122H145ZM182 121V122H181ZM196 121V120H195ZM199 121V120H198ZM197 121V123L199 124V126L201 125L199 122ZM38 122V123H37ZM57 122V124H55ZM60 122V123H59ZM138 122V123H137ZM140 122V123H139ZM159 122H161V123H159ZM168 122V123H167ZM172 122V123H171ZM186 122H188L189 124L188 125H186ZM35 123H33V124H35ZM148 123V124H147ZM183 123V125H181ZM51 124V125H50ZM55 124V125H54ZM140 124V125H139ZM144 124V125H143ZM169 124V125H168ZM172 124V126H170ZM179 124V125H178ZM35 125V126H36ZM46 125V126H45ZM144 127V130H143V128H142V126ZM154 125H157V126H161V127H159V129H160V134H157V135H155V133H153V126ZM168 127V129H167V127ZM184 125H185V127H184ZM190 125H192V126H190ZM41 126V127H42ZM52 128H51V127ZM58 126V127H57ZM146 126V127H145ZM163 126L165 127V130H164V128H163ZM173 126H175V127H173ZM43 127L41 128L42 129V131H38V132H34V130H32L33 131V133H35L33 136H31L32 135V131L30 132H28L27 130V128H22V130H26V132L24 131L22 134L20 133V132H18V131H12V132H8L7 134L6 133H4L3 131H2V128L0 129V131H2V134H3V136H4V138H3V136H2V134L0 133V135L2 136H0L1 137V141H0V196H2V197H0V215H2V216H0V219L3 217V216H5V214L7 215H9V216H6L8 219H15V217L17 216L16 214V212L18 211V210H16V208L18 207V209H19V206H24V205H26L28 202V199L31 197V198H36L37 200H41V198H40V196L41 195H43L44 194V192L43 191H45L44 189L42 190V187H40L39 188V186H41V182H39L40 180H39V172H40V175H41V178L43 177V179L46 177V179H47V171H45V169H43V171H40L41 170V168H43L44 166L42 165V162H44L43 164L45 165V163L46 164H48L47 162H48V159L50 158V157H47V156H49V153H47L48 152V149H45L44 150V148H47L48 147V145L49 144H45L46 142H48L49 140V138H51L52 137V135L50 136L49 135V132H48V130L49 129H47V128H44V130H43ZM63 127V128H62ZM172 127V128H171ZM190 127V128H189ZM62 130H61V129ZM189 128V129H188ZM191 128H192V130H191ZM142 129V130H141ZM161 129H163V131L161 130ZM173 129V130H172ZM8 130V129H7ZM66 130V129H65ZM63 131L64 132V134L66 133V131L68 130H66V131ZM121 130V129H120ZM120 130H117V131H119V132H117L116 130H113V131H111L114 135H113V137L111 136L112 135V133L110 134V136L112 137H109V134H107L108 135V137L112 140L113 138H114V140H115V142L117 141L118 142V144L119 145H122V143H123V141H122V138H121V136H122V134L123 133H125L124 132V130L125 129H122L121 131H122V133H121V131ZM168 130V131H167ZM179 130V131H178ZM21 131V130H20ZM116 131V132H115ZM144 131H145V133H144ZM184 131V132H183ZM189 132V133H186V132ZM193 131H195V132H193ZM14 132V133H13ZM40 132V133H39ZM42 132V133H41ZM70 132V131H69ZM69 132H67L65 135L67 136V134H69ZM83 132H85L84 134H83V136H82V133ZM80 135H77V136H79V137H76V138H74V139H77V141H79V144H83V143H85V139L87 138V136H90V135H87L86 134V131H83ZM164 134H163V133ZM11 133V134H10ZM12 133H13V137L11 136L12 135ZM20 133V134H19ZM29 135H28V134ZM30 133H31V135H30ZM44 133V134H43ZM71 133V132H70ZM132 132H130V134H131ZM150 134V136H147L148 134ZM158 133V132H157ZM167 133V134H166ZM185 133V134H184ZM6 134V135H5ZM8 134H10V135H8ZM28 136H27V135ZM37 134V135H36ZM41 134L43 135V136H41ZM46 134V135H45ZM63 134V135H64ZM85 134L87 135L86 137H85ZM133 134V133H132ZM141 134H143V135H141ZM146 134V135H145ZM163 134V135H162ZM106 135V136H107ZM118 135H119V137H118ZM133 135H135L136 136V133H134ZM159 135V136H158ZM165 135V136H164ZM171 135H173V136H171ZM21 136H23V137H21ZM70 136H72V135H68L67 137H68V139H69V137ZM80 136H82V139L85 137V139H83V141L81 142V138H80ZM145 136V137H144ZM158 136V137H157ZM163 136V137H162ZM25 137V138H24ZM26 137H27V139H26ZM32 138L33 140H36V141H38V143L39 144H36L35 143V145H37L36 147H35V145H34V147L31 145L30 146V144L28 145L27 144V140H28V143H29V141H32V139H30V138ZM36 137V138H35ZM46 139H45V138ZM65 137V136H64ZM102 137H104V135L102 136ZM144 137V138H143ZM159 138V139H148V138ZM165 137V138H164ZM44 138V139H43ZM117 138V139H116ZM119 138V139H118ZM146 138H147V141H146ZM13 139V140H12ZM25 141H24V140ZM42 139V140H41ZM70 139H73V136L70 138ZM81 139V140H80ZM176 141H175V140ZM39 140L41 141V142H39ZM44 140H46V141H44ZM118 140H121V141H118ZM148 140L150 141V143L148 144ZM11 141H13L12 143H11ZM145 141H146V143H145ZM152 141V142H151ZM163 141V142H162ZM175 141V142H174ZM25 142V143H24ZM81 142V143H80ZM166 142H168V144H166ZM216 142V141H215ZM10 143V144H9ZM49 143V142H48ZM145 143V144H144ZM160 143V144H159ZM171 143H172V145H171ZM177 145H176V144ZM212 143H214V140H213V142ZM217 143V142H216ZM216 143H214V144H216ZM14 144V145H13ZM16 144H19L18 146L16 145ZM23 144H24V146H23ZM44 146H43V145ZM193 144V143H192ZM191 144V145H192ZM46 145H47V147H46ZM156 145V146H155ZM183 145H185V146H183ZM217 145L218 144H216V145H214V147L216 146V150H215V148L212 146L211 148L212 149H214V150H212V152L213 153H211V158H213V159H211V161H214V163L212 162V164H214V165H216V161L218 162V160L216 159V158H218L217 156H219V153H220V146L218 145V147H217ZM15 146H17V149H16V147L14 148ZM21 146H22V148H21ZM29 146H30V148H29ZM186 146L188 147V148H186ZM33 149H32V148ZM40 149H39V148ZM42 147V148H41ZM141 147V148H140ZM149 147V148H148ZM163 147V148H162ZM166 147H167V149H166ZM173 148V149H171V148ZM25 148V150H23ZM134 148V149H133ZM135 148H137V149H135ZM138 148H140L141 150H139ZM152 148V149H151ZM155 148V149H154ZM160 148H162V149H160ZM179 148V149H178ZM184 148V149H183ZM219 148V149H218ZM23 150V152H22V150ZM26 149H28L27 151H26ZM30 149H31V151H30ZM35 149H37V150H35ZM147 149V150H146ZM154 149V150H153ZM157 149V150H156ZM168 149H171V150H168ZM21 152L20 154H19V152ZM137 150V151H136ZM161 152H160V151ZM174 150V151H173ZM175 150H177V151H175ZM143 151H145V152H143ZM152 151H153V153H154V155H153V153H152ZM155 151L157 152V154H160V153H162L161 155L163 156H161V157H158L159 155H156L155 154ZM216 151H218L217 153V155H216ZM29 154H27V153ZM42 152L43 153H45V154H42ZM150 152V153H149ZM169 152H171V154L169 153ZM178 152H179V154H178ZM32 153V154H31ZM47 153V154H46ZM147 155H146V154ZM165 153V154H164ZM174 153H177L176 155L174 154ZM172 154H174V156H172ZM215 154V155H214ZM22 155H24V156H22ZM42 155H44V156H42ZM47 155V156H46ZM151 155H153V156H151ZM166 155V156H165ZM168 155V156H167ZM183 154H181V157L179 158V159H183V157L185 156V154L182 156ZM214 155V156H213ZM45 156H46V159H45ZM146 156V157H145ZM154 156H157L159 159H157V157H155L154 158ZM169 156H171V159H170V157ZM20 157H22V158H20ZM24 157V158H23ZM40 157H43V159H44V161H42L41 160V158ZM152 157L154 158V160L156 159V160H160L159 162L158 161H156L155 160V162H157V164H155V166L153 165V163H155L154 162V160L152 161ZM165 157H167V158H165ZM168 157H169V159H168ZM174 157V158H173ZM48 158V159H47ZM52 158V157H51ZM50 158V159H51ZM150 158H151V160H150ZM163 158V159H162ZM164 158H165V160H164ZM32 159V160H31ZM140 159V160H141ZM184 159H185V157H184ZM184 159L181 161L182 163L184 162ZM215 159V160H214ZM30 160V161H29ZM47 160V162H45ZM52 160V159H51ZM150 160V161H149ZM24 161V162H23ZM42 161V162H41ZM152 161V162H151ZM161 161H162V163H164V167H162L163 166V164L161 163ZM165 161H167V162H169V163H171V164H169L168 165V163L166 164L165 163ZM172 161V160H171ZM180 161H179V163H180ZM27 162V163H26ZM146 162V163H145ZM23 163H25V164H23ZM32 163V164H31ZM40 163V164H39ZM78 163H80V162H78ZM148 163V164H147ZM149 163H150V165H149ZM161 163V164H160ZM178 163V162H177ZM178 163V164H179ZM219 163V162H218ZM38 165V167H37V165ZM143 164H144V166H143ZM152 164V165H151ZM158 164H160V165H158ZM166 164V165H165ZM178 164L177 165H175V166H173V167H171V168H169V170H171V171H168V170H166V171H168V173L169 172H172V171H174V168L176 167V168H179V167H177L178 166ZM181 164V163H180ZM22 165L24 166V168H22ZM39 165H41V166H39ZM91 165V164H90ZM140 165V166H139ZM146 165L148 166V167H146ZM187 165H189V167L188 168H190L191 166H190V163L189 164H187ZM78 166H79V164H78ZM82 166V163H81V165L79 166V167H81ZM152 166V167H151ZM29 167H30V169H29ZM32 167V168H31ZM142 167H144V168H142ZM168 167V168H167ZM26 168V169H25ZM85 168V167H84ZM148 168V169H147ZM173 168V169H172ZM176 168H175V170H176ZM36 169H37V171H36ZM87 169H89V167L88 168H86V169H84V170H86V171H84V174H86V175H84V177H85V179L86 180H88V182H92L91 181V179H94L95 178V174H92L93 172L91 171V172H89L91 169H92V165H91V167H90V170H88L87 171ZM140 169V170H141ZM47 170V169H46ZM142 170H141V172H142ZM143 170V171H144ZM153 170V171H152ZM178 170V169H177ZM28 171V172H27ZM39 171V172H38ZM46 174H45V173ZM87 172V173H86ZM3 173V174H2ZM36 173V174H35ZM38 173V174H37ZM43 173H44V175H43ZM144 173L145 174H147L146 173V171H144ZM173 173H176L175 171L173 172ZM214 173L215 174H217L218 173V171L217 170H215L214 171ZM90 174V175H89ZM91 174H92V176H94V178L92 177L91 178ZM144 174V175H145ZM143 175V173H142V176H144ZM155 175H154V177H155ZM89 176V177H88ZM141 176V175H140ZM147 176V175H146ZM145 176V177H146ZM38 177V178H37ZM160 178V176H156L155 178ZM14 178V179H13ZM37 178V179H36ZM87 178H89L90 179V181H89V179H87ZM172 178V177H171ZM101 179V178H100ZM100 179H98L97 178V176H96V178L94 179V181L93 182H95V184H99L98 182L99 181H101ZM13 180V181H12ZM19 180V181H18ZM61 180H63V179H61ZM96 180H97V182H96ZM35 181V182H34ZM165 181H166V183H165ZM165 181H164V186L166 187V188H168V190H173L174 188H170V187H174V183H173V181L168 177V179L166 180L165 179ZM169 181H170V183H169ZM2 182V183H1ZM15 182V183H14ZM19 182V183H18ZM53 182H54V180L51 182V181H49L48 182V184H49V190H50V193L51 192H54V189L53 188H55V184L53 185ZM101 182H103V180L101 181ZM12 184V185H11ZM17 184H18V186L19 187H15V186H17ZM38 184H40V185H38ZM169 184H170V186H169ZM51 185V186H50ZM53 185V186H52ZM12 187L13 189H9V187ZM64 186H66V185H64ZM169 186V187H168ZM5 187L7 188V190L9 189L10 190V192H7V190L5 189ZM52 189H51V188ZM67 187V186H66ZM164 187V188H165ZM19 188V189H18ZM64 188V187H63ZM165 188V189H166ZM17 191H16V190ZM8 190V191H9ZM5 191L7 192V194L5 193ZM15 191H16V193H15ZM19 191V192H18ZM21 191V192H20ZM28 193V199H25L24 201L26 202L25 204H20V203H23V201L21 202V201H19L18 200V197H19V195L18 194H25V193ZM5 193V194H4ZM2 194V195H1ZM4 194V195H3ZM13 195V196H12ZM16 195H17V197H16ZM246 195H248V196H246ZM252 193H249V194H245L243 191H238V192H235L234 193V195H233V197L231 198V199H229V200H227L228 201V204H229V208H230V210H233L232 208H234V209H236V210H238L237 208V205H238V202L239 201H241V200H243V199H245L244 201H246V204H247V202L248 201H252V197H253V199L255 198L256 199V202H258V204L259 205H262V204H260L262 201V198L263 197H261V196H258V195H253ZM82 196V195H81ZM167 197H168V195H166ZM250 196H252V197H250ZM167 197H165V198H167ZM248 197H250L251 199H249ZM4 198H6V199H4ZM214 198V197H213ZM212 197H211V199L213 200H211V206L212 205H216L217 204V202L219 201V200H216L215 202H214V200L215 199H213ZM225 198H228L227 196L225 197ZM4 199V200H3ZM10 201H9V200ZM17 199V200H16ZM35 199V202L37 201ZM246 199H249V200H246ZM37 201L38 202V205H37V208H36V211L38 210V207L40 206V205H46V204H51L52 203V205H53V207L54 208H51V209H49V213L51 214L49 217V220H51V223H49L50 225H47V227L46 228H44V229H54L53 228V224H54V226H55V223H58L57 222V219L59 218V216L61 215V214H63V207H61V205L60 204H58L57 202H55V203H53L52 201L53 200H50L49 199V201ZM258 200V201H257ZM7 201V202H6ZM259 201H260V203H259ZM6 202V203H5ZM10 203V205H9V203ZM16 202V203H15ZM18 202V203H17ZM221 202V201H220ZM8 203V204H7ZM57 203V204H56ZM216 203V204H215ZM231 203V204H230ZM245 203V202H244ZM254 203V202H253ZM5 204L8 206V207H5ZM12 204V205H11ZM20 204V205H19ZM93 205H95L94 203H92ZM91 203H89V205H92ZM245 204V205H246ZM257 204V203H256ZM255 204V205H256ZM14 205V206H13ZM19 205V206H18ZM208 205H210L209 203H208ZM232 205V206H231ZM10 206V207H9ZM56 206V207H55ZM231 206V207H230ZM13 207V208H12ZM57 207H58V209H57ZM59 207H61V208H59ZM87 208H89V206L87 207ZM211 208H213V209H216V207H214V206H212ZM248 208H249V206H248ZM247 208V209H248ZM62 209V210H61ZM4 210V211H3ZM54 210V211H53ZM212 210V209H211ZM249 210V209H248ZM14 211H16V212H14ZM33 211H34V209L32 210V213H33ZM59 211V212H58ZM217 211V209L215 210V212ZM243 211V210H242ZM5 212V213H4ZM245 212H246V210H245ZM244 212V213H245ZM3 213V214H2ZM14 213H16V214H14ZM19 213V212H18ZM12 214L13 215H15L14 217L12 216ZM60 214V215H59ZM123 216H125L123 213H121ZM58 215V216H57ZM5 217V218H6ZM12 217V218H11ZM219 216H217V217H215V218H217V219H214L215 221H216V223H217V220H218V223L216 224L218 227H220V229H222L221 228V226H223V229H226V226L228 227V222H230V223H232V222H234V219H230L231 217L232 218H234L233 216H225V217H223V220H221L222 219V217L221 218H218ZM229 217V218H228ZM6 218V219H7ZM17 218H18V216H17ZM228 218V219H227ZM220 219V220H219ZM224 219H225V221H224ZM230 220V221H227V220ZM53 223V224H52ZM224 224V225H223ZM225 224H226V226H225ZM13 225V224H12ZM38 226H40V223L38 222V223H33V225L31 226V225H29V228H27V229H25V230H22L21 232L19 231H16L17 230V228H15V230L14 229H9L8 227V229L10 230H8L7 228H4V230L6 231H4L3 229H1V227H0V230H3V232L2 231H0V264H12L11 263V259L13 258V257H16L17 259L19 258V260L20 261H18V263L17 264H19V262H21V264L23 263V264H25V261L27 262V264H51L52 262V264H70V261H68V260H71L72 258L71 257H73V256H75V258L78 256V257H84L86 260H87V258H89V257H93V255H94V251L96 252V249L94 248V247H96V245L95 246H93L94 245V243L92 244L90 241L91 240H93V238L95 239V235H87V234H85V233H82V234H84V236L86 235V236H89V238L88 239H91L92 237V239L91 240H88L87 239V242L85 241V239H81L82 238V234L80 235V233L82 232H80V233H78V230H77V232H75L76 230H73L74 231V233H72L73 235H75V237L73 236V235H71L72 237H74V238H76V239H72L71 238V236H67V237H63V236H61V237H58L57 238V240H56V242L54 243V245H53V247L50 249V250H48L47 252H39V251H35V250H33V249H28V247L26 248L25 247V245H23L24 244V236H26V235H28V232L29 233H31V232H33L34 231V228H36V227H38ZM50 226V227H49ZM225 227V228H224ZM13 230V231H12ZM8 232V233H7ZM84 232V231H83ZM14 233H16V234H14ZM18 233H23L24 234V236H23V234H19L20 236L22 235L23 237H18ZM78 235H77V234ZM2 234V235H1ZM9 234V235H8ZM9 237H8V236ZM16 236V237H15ZM79 236H80V239L82 240H80V241H77L78 240V238H79ZM83 236V237H84ZM90 236H92L91 238H90ZM8 239H7V238ZM15 238V239H14ZM17 238V239H16ZM19 238V239H18ZM67 238V239H66ZM86 238V237H85ZM98 237H96V240H99V238L97 239ZM20 239H22V240H20ZM19 240V241H18ZM65 240H67V241H69L70 243H71V245H70V243H69V245L67 246V247H65L64 245H63V241H65ZM74 240V241H73ZM75 240L77 241V242H75ZM96 240H94V242L96 241ZM141 241H140V245L139 244H137L139 247H140V249H137V250H139V252H143V253H146V255L148 256V258H154V256L153 257H150V256H152L151 254H150V252H148V242H145V241H147V240H145V236H143L142 237V239H140ZM12 242V244H11V242ZM85 241V242H84ZM153 241V240H152ZM15 244H14V243ZM18 242L19 243H23L22 244V246L20 245V244H18ZM61 244H60V243ZM88 242H89V244H88ZM81 243V244H80ZM90 244H92V246L90 245ZM143 244V245H142ZM11 245V246H10ZM62 245V246H61ZM79 247H78V246ZM149 245H150V242H149ZM146 246H148V247H146ZM65 247V248H64ZM92 247L94 248L93 250V254H92ZM139 247H137V248H139ZM3 248H6V254H2L1 252H2V250H3ZM9 248V249H8ZM12 248V249H11ZM73 248V249H72ZM88 250H87V249ZM62 249H63V253H62ZM68 249H71L70 251L68 250ZM75 249H77L76 251H75ZM91 249V250H90ZM65 250L66 251H68V254L67 253H65ZM73 250V251H72ZM86 250V251H85ZM140 250H143V251H140ZM147 250V251H146ZM72 251V252H71ZM71 252V253H70ZM75 252V253H74ZM87 253V254H86ZM11 254V255H10ZM14 254V255H13ZM24 254V255H23ZM69 255V254H71V255H69L70 256V258H68V256L66 257V256H64L63 257V255ZM76 254H78V255H76ZM80 254V255H79ZM83 254V255H82ZM3 255V256H2ZM13 255V256H12ZM27 257H26V256ZM43 255V256H42ZM25 256L27 259H29L30 257H31V259H29V260H27L26 258H24L23 259V257ZM29 256V257H28ZM21 257V258H20ZM51 257V258H50ZM65 257L67 258V259H65ZM2 258V259H1ZM54 260H53V259ZM64 258V259H63ZM26 259V260H25ZM149 260L150 259H148V261H147V264H148V262H149ZM151 263L152 264H157V262L154 260H152L151 259ZM13 262V261H12ZM150 262H149V264H151ZM13 264H15V263H13ZM88 264V263H87Z\"/></svg>", "mask_w": 264, "mask_h": 264}, {"label": "clouds", "instance_id": "3", "mask_svg": "<svg viewBox=\"0 0 264 264\" xmlns=\"http://www.w3.org/2000/svg\"><path fill=\"white\" fill-rule=\"evenodd\" d=\"M30 215H32L30 213ZM73 233V222L70 219H65L64 221L57 223L54 229H42L38 226L33 232L24 236V245L30 249L39 252H47L50 250L58 237L71 236ZM65 247L69 245V241L65 240L62 242ZM70 264H87L84 257H76L70 261Z\"/></svg>", "mask_w": 264, "mask_h": 264}]
</instances>
